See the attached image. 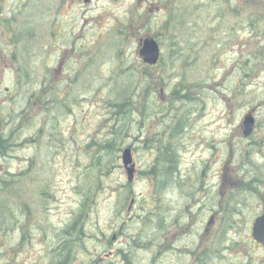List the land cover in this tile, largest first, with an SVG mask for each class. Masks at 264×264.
Returning a JSON list of instances; mask_svg holds the SVG:
<instances>
[{"label": "rangeland", "instance_id": "obj_1", "mask_svg": "<svg viewBox=\"0 0 264 264\" xmlns=\"http://www.w3.org/2000/svg\"><path fill=\"white\" fill-rule=\"evenodd\" d=\"M145 37L158 46L150 66ZM171 148L197 173L209 161L224 191L258 185L264 0H0V264H120L123 245L127 264H174L135 249L162 242L151 171ZM242 188L230 217L252 226L258 195ZM245 248L211 264H264Z\"/></svg>", "mask_w": 264, "mask_h": 264}, {"label": "flooded vegetation", "instance_id": "obj_2", "mask_svg": "<svg viewBox=\"0 0 264 264\" xmlns=\"http://www.w3.org/2000/svg\"><path fill=\"white\" fill-rule=\"evenodd\" d=\"M209 163V161L202 162L203 166L197 173L194 165H189L188 169L184 167L185 163L181 162L178 150L174 151L171 148L168 151L167 159L164 162V179L162 181L163 225H158L161 228L152 230L160 235L162 242L160 244L153 243L154 246L149 247L150 240H147L145 246L135 249L145 250L149 253L153 247H156L154 255L174 256V264H211L219 259L220 250L223 257L235 258L241 253L239 248L236 249L240 247L241 242L243 250H246L247 244H254L264 250V245L253 240L251 225L236 226L232 223L233 218L230 217L231 209L235 208L234 196L229 197L230 192L234 188L237 191H241L242 187V190L246 189L247 185L229 186L224 191L226 175H223V179L219 181L218 178H215L217 175L212 174V167L209 166ZM260 170L256 179L258 185L252 188V182H250L248 187L253 189L256 195L258 194L259 215H264V168L261 165ZM173 189H175L178 199H171L169 194ZM220 197H222V202H219ZM221 213L223 214L222 220L226 221V224H219L218 217H221ZM150 235L155 236V233ZM119 237L121 239V235ZM131 240L128 238L127 242L132 244L136 237ZM138 243L139 241L137 245ZM234 250L238 254H235ZM128 251L124 245L122 248H117V258L120 264H127L124 262L123 256ZM232 264L251 263L237 261Z\"/></svg>", "mask_w": 264, "mask_h": 264}, {"label": "water", "instance_id": "obj_3", "mask_svg": "<svg viewBox=\"0 0 264 264\" xmlns=\"http://www.w3.org/2000/svg\"><path fill=\"white\" fill-rule=\"evenodd\" d=\"M140 56L143 58V61L149 64H154L158 58V46L153 39L146 38L143 40V45L140 49ZM244 135L248 136L252 130L253 119L251 117H246L244 119ZM130 151L129 149L125 150L123 155L124 165L127 167L128 163H130ZM133 167L127 168L128 180L131 181L133 178ZM254 238L259 242L264 244V216L258 217L254 224Z\"/></svg>", "mask_w": 264, "mask_h": 264}, {"label": "bare ground", "instance_id": "obj_4", "mask_svg": "<svg viewBox=\"0 0 264 264\" xmlns=\"http://www.w3.org/2000/svg\"><path fill=\"white\" fill-rule=\"evenodd\" d=\"M22 28H26L28 27V25L25 23V21H22ZM164 148H170V146L168 145H165ZM151 177H154L155 179H158V180H161V179H164V171H157V172H154L151 174ZM153 181V180H152ZM155 184H156V189H157V192L160 193V191L162 192L161 190V186L159 183H156L155 181H153Z\"/></svg>", "mask_w": 264, "mask_h": 264}, {"label": "clouds", "instance_id": "obj_5", "mask_svg": "<svg viewBox=\"0 0 264 264\" xmlns=\"http://www.w3.org/2000/svg\"><path fill=\"white\" fill-rule=\"evenodd\" d=\"M171 199L175 200V199H178V195L175 191V189H173L172 193L169 194Z\"/></svg>", "mask_w": 264, "mask_h": 264}, {"label": "trees", "instance_id": "obj_6", "mask_svg": "<svg viewBox=\"0 0 264 264\" xmlns=\"http://www.w3.org/2000/svg\"><path fill=\"white\" fill-rule=\"evenodd\" d=\"M43 93H45V89L43 90ZM1 191H2V189H1ZM63 243H66V240H64V242ZM55 264H61V263H58V260L55 262Z\"/></svg>", "mask_w": 264, "mask_h": 264}]
</instances>
